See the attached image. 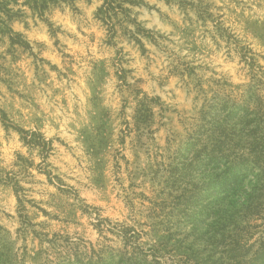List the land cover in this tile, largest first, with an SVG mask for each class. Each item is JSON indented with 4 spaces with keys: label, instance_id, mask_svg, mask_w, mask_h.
<instances>
[{
    "label": "clouds",
    "instance_id": "clouds-1",
    "mask_svg": "<svg viewBox=\"0 0 264 264\" xmlns=\"http://www.w3.org/2000/svg\"><path fill=\"white\" fill-rule=\"evenodd\" d=\"M76 9L0 44V264H264V0Z\"/></svg>",
    "mask_w": 264,
    "mask_h": 264
},
{
    "label": "rangeland",
    "instance_id": "rangeland-1",
    "mask_svg": "<svg viewBox=\"0 0 264 264\" xmlns=\"http://www.w3.org/2000/svg\"><path fill=\"white\" fill-rule=\"evenodd\" d=\"M19 2H20L19 5H13V8L15 10L22 9L21 13L19 14L13 13L10 14L9 16L3 14L2 17L7 21L9 25L13 22H16L19 25H21V27L27 31V34L25 35L23 31H17V33L23 34L25 40L31 42V45L35 47L38 52H42L45 56H47L54 62H59V55L55 51L52 44V39L49 35V32L51 31L50 25L45 23L43 19H41L39 24H36L35 20H33L32 17L29 16L28 13L24 11V6L26 5L29 9H31L33 16L39 13V11L36 8L32 7L34 5V2L29 4H24L25 2H28V0H20ZM82 2L83 0H57L56 2L49 3L45 10L56 9L57 17L66 20V17L60 16L59 9L61 5L69 6L75 12L77 11L76 9L77 3H82ZM40 16L43 17V14H40ZM29 21H31L33 25L30 30H28ZM5 36L9 38L7 34H3L0 32V44L4 42ZM14 45H16L17 48L25 51L28 50L29 48V47L25 48L19 44H14ZM188 207L193 208V212L191 213L190 218H198L199 213L198 210L194 208V203L188 204ZM128 264H138V262L134 258H132L128 261Z\"/></svg>",
    "mask_w": 264,
    "mask_h": 264
},
{
    "label": "trees",
    "instance_id": "trees-1",
    "mask_svg": "<svg viewBox=\"0 0 264 264\" xmlns=\"http://www.w3.org/2000/svg\"><path fill=\"white\" fill-rule=\"evenodd\" d=\"M20 0H0V32L7 34L13 44H19L25 48L29 47V42L25 40L23 34L13 33L12 28L9 26L7 21L2 17V15L9 16L13 13H21L22 9L15 10L13 5H19ZM57 0H28L24 4H29L34 2L33 8H36L40 14H43L44 10L47 8L48 4L51 2H56ZM215 118H213L214 120ZM190 203H195V195ZM189 203V204H190Z\"/></svg>",
    "mask_w": 264,
    "mask_h": 264
}]
</instances>
